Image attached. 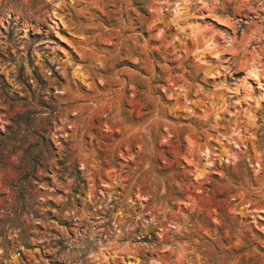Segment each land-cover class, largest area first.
<instances>
[{
    "label": "rangeland",
    "instance_id": "1",
    "mask_svg": "<svg viewBox=\"0 0 264 264\" xmlns=\"http://www.w3.org/2000/svg\"><path fill=\"white\" fill-rule=\"evenodd\" d=\"M0 264H264V0H0Z\"/></svg>",
    "mask_w": 264,
    "mask_h": 264
}]
</instances>
